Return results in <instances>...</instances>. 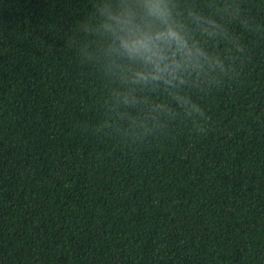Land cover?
<instances>
[{"label":"trees","instance_id":"trees-1","mask_svg":"<svg viewBox=\"0 0 264 264\" xmlns=\"http://www.w3.org/2000/svg\"><path fill=\"white\" fill-rule=\"evenodd\" d=\"M108 2L0 0V264H264V0H174L216 66L135 104Z\"/></svg>","mask_w":264,"mask_h":264},{"label":"clouds","instance_id":"clouds-1","mask_svg":"<svg viewBox=\"0 0 264 264\" xmlns=\"http://www.w3.org/2000/svg\"><path fill=\"white\" fill-rule=\"evenodd\" d=\"M97 13L98 21L85 29L99 37L96 55L106 71L128 85V91L119 94L124 104L136 103L135 88L175 87L216 66L192 38L174 0H109ZM189 16L192 23L206 26L203 31L216 34L219 26L214 21Z\"/></svg>","mask_w":264,"mask_h":264}]
</instances>
